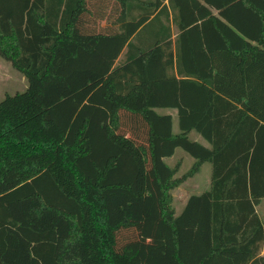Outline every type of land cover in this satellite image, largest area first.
Masks as SVG:
<instances>
[{"label": "trees", "instance_id": "1", "mask_svg": "<svg viewBox=\"0 0 264 264\" xmlns=\"http://www.w3.org/2000/svg\"><path fill=\"white\" fill-rule=\"evenodd\" d=\"M115 1L0 0V264H264V0Z\"/></svg>", "mask_w": 264, "mask_h": 264}, {"label": "rangeland", "instance_id": "2", "mask_svg": "<svg viewBox=\"0 0 264 264\" xmlns=\"http://www.w3.org/2000/svg\"><path fill=\"white\" fill-rule=\"evenodd\" d=\"M26 87H27V81L25 79V76L19 71H17L9 61L4 59L0 55V100H2L5 97V95L21 92L25 90ZM175 158L176 159L181 158V160H184L182 172L186 171L191 166L190 164L192 162V159L186 152L183 153L181 151H178L176 156L173 158V160H175ZM173 160H169V162ZM210 172H211V167L209 164H206L203 167L200 175L195 176V178L191 179L184 185L185 187L182 186L174 192L175 196L177 197L176 206L178 212H180L183 209L186 203V192L183 189L186 188V186H189L193 190V192L200 193L208 184ZM31 176L32 174L19 176L15 171V165H12L11 172L6 177V182L4 183V185L10 184L12 187L17 183H20L22 181L31 178ZM262 254L264 255V247Z\"/></svg>", "mask_w": 264, "mask_h": 264}, {"label": "crops", "instance_id": "3", "mask_svg": "<svg viewBox=\"0 0 264 264\" xmlns=\"http://www.w3.org/2000/svg\"><path fill=\"white\" fill-rule=\"evenodd\" d=\"M165 2H167V1H165ZM117 4L118 3L115 0H88V5L92 11V13L89 14L88 18L86 19V21L88 22V24H86V25L90 28L89 30L93 31L94 29H96V32H106V33L110 32V31L114 32V30H117V29L120 30L121 25H120V23H118L119 7L117 6ZM93 12H94V14H93ZM213 12L215 14H217V9H213ZM121 57H122V54L120 55V57L116 61L117 63L119 62ZM161 112L162 113H171L173 115V117H174V130L177 131L176 112L172 111V110H163V111L161 110ZM178 151L183 152L181 149H177L176 153L174 154V157L176 156ZM183 153H185V152H183ZM174 157L166 158L165 160H167V162L171 165L175 161L181 160V158H179V159L175 158V160H173ZM191 159L193 160L192 157H191ZM169 160H173V161L169 162ZM200 174H201V172L199 174H197L196 176H198ZM190 180H188V181H190ZM187 182H185L182 186H184ZM209 185H210V176H209L207 186L200 193L193 192V190L189 186H186V188L183 189L186 192V203H187V200L190 198L191 195L202 194L204 191H206L208 189ZM174 192H173V195L175 197V206H176L177 197L175 196ZM186 203H185V205H186ZM185 205H184V207H185ZM184 207H183V209H184ZM183 209L180 212H178L177 206H176V210H177L178 214H180L183 211ZM257 211H258L261 219L264 222V199L262 200L260 205L257 207Z\"/></svg>", "mask_w": 264, "mask_h": 264}]
</instances>
